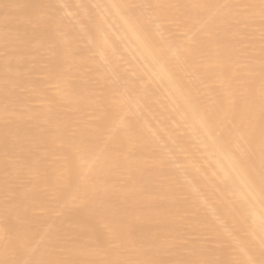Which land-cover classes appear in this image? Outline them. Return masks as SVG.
Instances as JSON below:
<instances>
[{
	"label": "bare ground",
	"instance_id": "obj_1",
	"mask_svg": "<svg viewBox=\"0 0 264 264\" xmlns=\"http://www.w3.org/2000/svg\"><path fill=\"white\" fill-rule=\"evenodd\" d=\"M0 264H264V0H0Z\"/></svg>",
	"mask_w": 264,
	"mask_h": 264
}]
</instances>
